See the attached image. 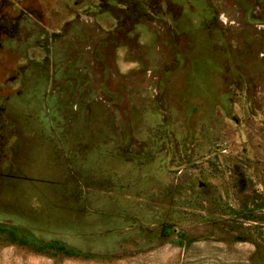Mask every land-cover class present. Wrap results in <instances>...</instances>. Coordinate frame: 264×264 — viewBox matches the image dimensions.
Returning a JSON list of instances; mask_svg holds the SVG:
<instances>
[{"label": "rangeland", "instance_id": "1", "mask_svg": "<svg viewBox=\"0 0 264 264\" xmlns=\"http://www.w3.org/2000/svg\"><path fill=\"white\" fill-rule=\"evenodd\" d=\"M0 264H264V0H0Z\"/></svg>", "mask_w": 264, "mask_h": 264}, {"label": "trees", "instance_id": "2", "mask_svg": "<svg viewBox=\"0 0 264 264\" xmlns=\"http://www.w3.org/2000/svg\"><path fill=\"white\" fill-rule=\"evenodd\" d=\"M5 235L11 240L10 242L32 244L33 248L40 252H48L49 250H55L56 252H64L71 255H75L77 252L73 249H67L60 243H42L40 241H35L32 237L26 234H19L16 228L9 227L4 224H0V236Z\"/></svg>", "mask_w": 264, "mask_h": 264}]
</instances>
